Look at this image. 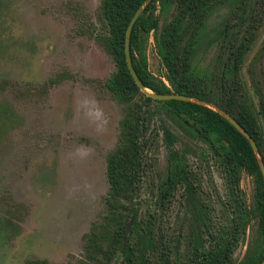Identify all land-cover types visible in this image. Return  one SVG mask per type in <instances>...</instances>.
<instances>
[{
    "label": "rangeland",
    "instance_id": "obj_1",
    "mask_svg": "<svg viewBox=\"0 0 264 264\" xmlns=\"http://www.w3.org/2000/svg\"><path fill=\"white\" fill-rule=\"evenodd\" d=\"M102 0H0V264L47 260L53 264L87 261L83 235L96 226L97 246L105 248L102 226L108 223L103 198L108 190L106 158L117 144L119 121L133 107L119 102L103 84L115 70L103 39ZM174 4L159 0L157 29L142 33L136 59H144L156 83L166 81L156 38L169 24ZM227 9L214 12L206 26L207 40L216 39ZM95 29V30H94ZM92 31H95L92 33ZM243 34V30L240 36ZM201 73L215 71L220 40L202 49ZM240 80L256 107L253 81L264 87V23L256 32L241 68ZM152 162L137 195V217L148 221L173 258L188 262L193 240L202 247L236 231L232 263L257 260L263 244L255 212L254 178L230 164L160 103L147 106ZM175 137V150L187 162L195 188L196 209L178 187L167 207L158 202L167 176V149L161 127ZM199 207V212L198 208ZM200 214L197 219L193 213ZM249 213L246 224L238 214ZM107 239V238H106ZM99 252L90 257L97 263ZM110 264H121L116 256ZM151 264H159L158 253Z\"/></svg>",
    "mask_w": 264,
    "mask_h": 264
},
{
    "label": "trees",
    "instance_id": "obj_2",
    "mask_svg": "<svg viewBox=\"0 0 264 264\" xmlns=\"http://www.w3.org/2000/svg\"><path fill=\"white\" fill-rule=\"evenodd\" d=\"M166 1L173 2L174 14L169 24L161 29L156 43L166 81L173 91L164 83L154 82L146 70L144 59L137 60L135 53L141 34L157 29L154 11L159 0H152L143 8L130 35L131 62L140 82L153 93L184 95L223 110L252 137L257 145V153L252 150L248 140L213 109L190 101H156L142 93L127 69L124 40L128 23L144 0H102L100 19L104 29L101 31L105 33L103 35L98 31L97 38L103 39L115 66L103 85L119 102L129 103L138 96L142 101H135L132 109L119 121L117 144L106 158L108 190L103 203L108 223L102 226V233L107 246H97L99 232L92 225L90 231L83 235L88 260L78 264H91L90 257L96 252L101 257L95 264H110L118 255L121 264H151V257L156 253L159 264H182L172 256V252H179V241L170 247L167 242L158 240L148 221L137 217L139 188L152 167L146 153L150 145L147 106L153 103L164 105L190 128L193 135L207 143L218 155L224 156L230 164L232 178L238 177L240 169L253 176L255 212L263 248L257 260L249 256L240 264H260L264 259V180L259 168V162L264 164V87L253 81L252 92L257 100L256 107H253L240 75L256 32L264 23V0ZM222 7L228 11L217 27V37L206 41L207 22ZM219 40L220 51L215 71L201 73L197 59L204 52L202 49ZM161 135L168 153V170L166 179L158 188V202L162 208L167 207L180 186L183 187L187 205L195 210V188L190 181L186 159L175 150L176 137L164 126L161 127ZM197 209L199 212V207ZM195 212L193 215L199 219L201 213ZM248 215L238 214V224L245 225ZM193 242L185 264H233L232 252L238 242L236 231L214 238L207 248L195 240ZM26 264L53 263L36 260Z\"/></svg>",
    "mask_w": 264,
    "mask_h": 264
},
{
    "label": "water",
    "instance_id": "obj_3",
    "mask_svg": "<svg viewBox=\"0 0 264 264\" xmlns=\"http://www.w3.org/2000/svg\"><path fill=\"white\" fill-rule=\"evenodd\" d=\"M152 0H144L143 4L136 10V12L134 13V15L132 16V18L130 19L127 28H126V32H125V40H124V55H125V61H126V65H127V69L129 71L130 76L132 77L135 85L139 88V90L144 93L147 97L156 100V101H170V100H178V101H190V102H194L203 106H207L211 109H213L214 111L220 113L237 131H239L249 142L252 150L257 153V145L255 143V141L252 139V137L245 131V129L240 126L237 121L232 118L229 114H227L226 112H224L223 110L218 109L217 107L211 105V104H207L204 101H199L197 99H193L190 98L188 96H184V95H177V94H156L153 93L151 91H149L148 89H146L142 83L140 82L136 72L133 69L132 66V62H131V57H130V35H131V31L133 28V25L135 24L136 20L138 19V17L141 15V12L143 10V8ZM259 168L264 180V164L262 162H259ZM260 264H264V259L262 260V262Z\"/></svg>",
    "mask_w": 264,
    "mask_h": 264
}]
</instances>
